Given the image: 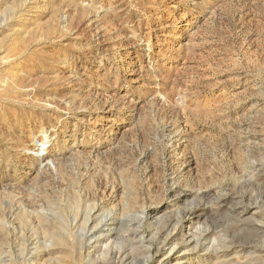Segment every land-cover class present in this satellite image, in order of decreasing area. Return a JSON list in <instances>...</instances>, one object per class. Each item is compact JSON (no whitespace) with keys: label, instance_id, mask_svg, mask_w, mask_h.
Returning a JSON list of instances; mask_svg holds the SVG:
<instances>
[{"label":"rangeland","instance_id":"obj_1","mask_svg":"<svg viewBox=\"0 0 264 264\" xmlns=\"http://www.w3.org/2000/svg\"><path fill=\"white\" fill-rule=\"evenodd\" d=\"M0 264H264V0H0Z\"/></svg>","mask_w":264,"mask_h":264},{"label":"bare ground","instance_id":"obj_2","mask_svg":"<svg viewBox=\"0 0 264 264\" xmlns=\"http://www.w3.org/2000/svg\"><path fill=\"white\" fill-rule=\"evenodd\" d=\"M45 137V136H44ZM43 142V141H42ZM45 142H48V141H45ZM44 144V143H43ZM42 145H39L38 146V148H37V150L39 149V151H41V150H43L44 148H40ZM40 158H42V157H39V159ZM49 159V158H48ZM38 160V159H37ZM45 160V159H44ZM40 165V164H39ZM96 189L99 191V188H98V186L96 187ZM98 191H96V192H98ZM104 192V191H103ZM60 251V250H59Z\"/></svg>","mask_w":264,"mask_h":264}]
</instances>
